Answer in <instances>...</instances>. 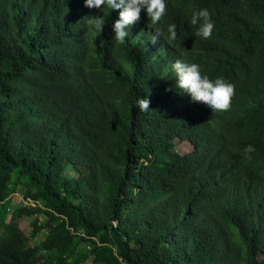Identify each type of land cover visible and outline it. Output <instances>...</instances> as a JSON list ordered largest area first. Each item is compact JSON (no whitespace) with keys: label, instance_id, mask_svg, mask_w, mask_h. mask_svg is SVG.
Segmentation results:
<instances>
[{"label":"trees","instance_id":"16d2710c","mask_svg":"<svg viewBox=\"0 0 264 264\" xmlns=\"http://www.w3.org/2000/svg\"><path fill=\"white\" fill-rule=\"evenodd\" d=\"M166 4L121 44L119 10L0 0V264H264V0ZM204 8L208 39L191 24ZM177 59L234 84L230 110L176 88ZM20 191L35 207L7 221Z\"/></svg>","mask_w":264,"mask_h":264},{"label":"clouds","instance_id":"9594fccd","mask_svg":"<svg viewBox=\"0 0 264 264\" xmlns=\"http://www.w3.org/2000/svg\"><path fill=\"white\" fill-rule=\"evenodd\" d=\"M107 6L111 10H119V19L113 24L115 40L124 43L130 36V29L141 21L142 12L146 11L148 20L152 24L159 23L166 14V0H85V7L90 9H101ZM84 21L91 28L103 31L105 19L101 15L87 16ZM191 24H199V29L195 33L197 36L208 39L212 36L215 22L212 20L208 9H200L193 12ZM177 26H168L169 39L177 38ZM161 37V32L157 30L151 37V41L156 43ZM172 70L177 76L176 88L186 93L193 103H201L212 109L213 112H227L232 107L233 98L236 94L235 85L227 82L224 78H216L214 81L207 75H202L201 66L197 63H189L183 59H177L172 65ZM172 89H166L171 91ZM151 101L149 98H140L137 106L140 111H150ZM245 153L250 154L255 151L252 145L245 148ZM251 159L250 155H246Z\"/></svg>","mask_w":264,"mask_h":264},{"label":"rangeland","instance_id":"374dc122","mask_svg":"<svg viewBox=\"0 0 264 264\" xmlns=\"http://www.w3.org/2000/svg\"><path fill=\"white\" fill-rule=\"evenodd\" d=\"M175 144H176V149L179 153L181 154H185L187 153L188 151H190V145L186 142H180V141H175ZM66 174L70 175V176H74L76 175L75 171L72 170L71 168H68V170L66 171ZM23 192H19L18 194L12 196V200L9 204V207L7 209V212H6V217H7V221L11 218V215L13 213V211L16 209V207L19 205V204H22L24 203V200H23V196H22ZM38 220L40 221L41 224H44L47 217L45 215H36V216H33V217H25V218H22V220H20V228L21 230L26 234V235H30V232L32 231V225H31V222L34 221V220ZM45 236V234H44ZM43 237V236H42ZM41 237H39L40 239ZM44 238V237H43ZM41 240H36L34 239L33 241V244H36V243H39ZM85 264H92L91 263V260L86 262Z\"/></svg>","mask_w":264,"mask_h":264},{"label":"built area","instance_id":"2783aa9c","mask_svg":"<svg viewBox=\"0 0 264 264\" xmlns=\"http://www.w3.org/2000/svg\"><path fill=\"white\" fill-rule=\"evenodd\" d=\"M24 205L28 206V207H35V204L33 202H29V201L24 202Z\"/></svg>","mask_w":264,"mask_h":264},{"label":"crops","instance_id":"0c3cea01","mask_svg":"<svg viewBox=\"0 0 264 264\" xmlns=\"http://www.w3.org/2000/svg\"><path fill=\"white\" fill-rule=\"evenodd\" d=\"M16 195V194H15ZM14 196V195H13Z\"/></svg>","mask_w":264,"mask_h":264}]
</instances>
